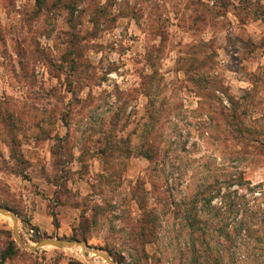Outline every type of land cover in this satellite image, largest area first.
<instances>
[{"label":"rangeland","instance_id":"1","mask_svg":"<svg viewBox=\"0 0 264 264\" xmlns=\"http://www.w3.org/2000/svg\"><path fill=\"white\" fill-rule=\"evenodd\" d=\"M0 201L26 244L84 234L120 264H199L201 232L216 251L255 217L263 243L224 264H264V0H0ZM13 230L0 214V264H108Z\"/></svg>","mask_w":264,"mask_h":264},{"label":"trees","instance_id":"2","mask_svg":"<svg viewBox=\"0 0 264 264\" xmlns=\"http://www.w3.org/2000/svg\"><path fill=\"white\" fill-rule=\"evenodd\" d=\"M14 143H15V141H14ZM107 150L108 149H104V148L102 149V155L103 156L106 155ZM144 153H145V157H147L151 162H154V160H153L154 154H152V152L146 151ZM18 157H23V156L21 153H19ZM11 158H14V159L17 158L15 151L13 152V155ZM238 185L241 188L243 183L239 182ZM220 191H221V188H219L218 191L213 196L210 197V199L208 200L209 204H212V201L215 198H217V195L220 193ZM240 197L241 196H237L235 194L232 195L229 193L227 195V197L224 198L225 201H228L225 204L227 206H230L228 212L238 214L241 211V209L243 207L242 204L244 201H241ZM0 205L4 208L13 210L18 214V212L16 211L15 208L9 207L6 204H3L1 201H0ZM213 209L215 210L214 217H216L221 212L225 213V210H226L225 209L224 211L217 212L216 207H213ZM263 214H264V211H263ZM263 214H261L260 212H257L256 216L258 215V219L264 221V215ZM236 217H237L236 215L235 216L230 215V216L225 217L224 220L226 219V221H227L225 223V225L221 226L219 229L215 228L216 230L219 231L218 234L220 235V240L218 242H216L219 245V247H218V249H216V251L211 250V247H210V243H211L210 241H211L212 235L211 236L205 235V233L201 232L199 229L200 224H206L207 226H209L207 221L203 220V219H199V218L197 219L196 218L195 222L191 223V224L197 225L198 231L202 233L201 236L203 237V241H202L203 244L208 245V246H205L203 250L199 249V251H197L196 249H194V253L197 256L196 260H202V261H200L199 264H201L204 260H205L206 264H224V259H225L224 252L226 250H228L229 246H231V247L234 245L237 246V244L243 245L242 244L243 242H244V245H247V246H250V244L256 245L259 243H263V238L256 237L255 236L256 231L253 230V225H254L253 222L256 221L255 217H253V220L250 219L248 221L238 219ZM151 221H153V220L150 217L149 218H147L146 216L143 217V219L141 220V223L139 224L140 230H141L140 231L141 233H138L139 236L145 235L147 225ZM87 222L89 224V219H87ZM54 224H55V226L58 227V221L56 219V216H54ZM243 231H245V232H243ZM75 238L79 239V240L87 241L86 236L84 234H82L80 237L75 236ZM108 251H109L110 255L113 256V254H112L113 252L110 250H108ZM200 251L203 252L204 257H206V258H204L201 255L202 253H200ZM19 253H20V251L17 248V245L15 244V242L9 241L6 249L1 252L0 258L2 261H5L6 259H10V258H13L14 256H17Z\"/></svg>","mask_w":264,"mask_h":264},{"label":"water","instance_id":"3","mask_svg":"<svg viewBox=\"0 0 264 264\" xmlns=\"http://www.w3.org/2000/svg\"><path fill=\"white\" fill-rule=\"evenodd\" d=\"M0 214L12 219L14 223V238L22 248L29 249L31 251H36L37 249L47 246H54L58 248L80 247L83 249L86 256L93 253L98 257L104 258L108 262V264H120L119 262L115 261L109 254L104 253L98 249H90L87 244V241L85 240H65L61 238L47 237L37 242L34 246L28 245L21 239L19 235L18 218L16 213L0 205Z\"/></svg>","mask_w":264,"mask_h":264},{"label":"crops","instance_id":"4","mask_svg":"<svg viewBox=\"0 0 264 264\" xmlns=\"http://www.w3.org/2000/svg\"><path fill=\"white\" fill-rule=\"evenodd\" d=\"M37 201H38V200H37ZM42 211H43V210H41V211H40V210L35 211V213H34V219H32V222H33V223H35V222L37 223L36 218L39 217V216L41 215ZM36 225H38V224H36Z\"/></svg>","mask_w":264,"mask_h":264},{"label":"built area","instance_id":"5","mask_svg":"<svg viewBox=\"0 0 264 264\" xmlns=\"http://www.w3.org/2000/svg\"><path fill=\"white\" fill-rule=\"evenodd\" d=\"M26 235H28L29 237H32V238H33V237H35L36 232H35L34 229L31 228V229L29 230V232H28Z\"/></svg>","mask_w":264,"mask_h":264},{"label":"bare ground","instance_id":"6","mask_svg":"<svg viewBox=\"0 0 264 264\" xmlns=\"http://www.w3.org/2000/svg\"><path fill=\"white\" fill-rule=\"evenodd\" d=\"M80 252H82V251L80 250ZM91 254H93V253H91ZM91 254H90V255H91ZM94 255H95V254H94ZM88 258H89V257H88ZM101 258H102V257H101Z\"/></svg>","mask_w":264,"mask_h":264}]
</instances>
